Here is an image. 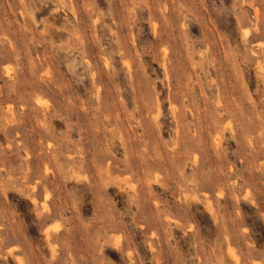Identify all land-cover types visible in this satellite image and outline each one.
Here are the masks:
<instances>
[{
	"label": "rangeland",
	"instance_id": "1",
	"mask_svg": "<svg viewBox=\"0 0 264 264\" xmlns=\"http://www.w3.org/2000/svg\"><path fill=\"white\" fill-rule=\"evenodd\" d=\"M0 264H264V0H0Z\"/></svg>",
	"mask_w": 264,
	"mask_h": 264
}]
</instances>
